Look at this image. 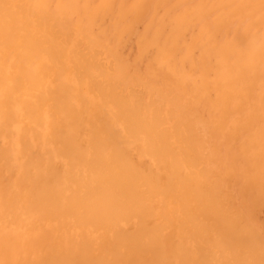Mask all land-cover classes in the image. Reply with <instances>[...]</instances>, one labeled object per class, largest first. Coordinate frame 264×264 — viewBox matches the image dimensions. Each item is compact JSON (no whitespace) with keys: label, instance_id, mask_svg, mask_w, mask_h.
<instances>
[{"label":"bare ground","instance_id":"bare-ground-1","mask_svg":"<svg viewBox=\"0 0 264 264\" xmlns=\"http://www.w3.org/2000/svg\"><path fill=\"white\" fill-rule=\"evenodd\" d=\"M263 210L264 0H0V264H264Z\"/></svg>","mask_w":264,"mask_h":264},{"label":"rangeland","instance_id":"rangeland-1","mask_svg":"<svg viewBox=\"0 0 264 264\" xmlns=\"http://www.w3.org/2000/svg\"><path fill=\"white\" fill-rule=\"evenodd\" d=\"M254 201L256 203H258V202L260 203L259 199L254 198ZM256 217H257V221H256L257 228L260 229L261 231H264V210L260 211V212L258 211L256 213Z\"/></svg>","mask_w":264,"mask_h":264}]
</instances>
